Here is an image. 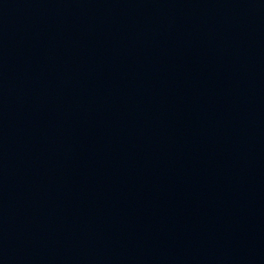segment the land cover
Instances as JSON below:
<instances>
[{
	"label": "water",
	"instance_id": "water-1",
	"mask_svg": "<svg viewBox=\"0 0 264 264\" xmlns=\"http://www.w3.org/2000/svg\"><path fill=\"white\" fill-rule=\"evenodd\" d=\"M0 264H264V0H0Z\"/></svg>",
	"mask_w": 264,
	"mask_h": 264
}]
</instances>
